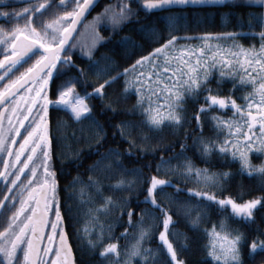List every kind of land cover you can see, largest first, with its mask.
Returning a JSON list of instances; mask_svg holds the SVG:
<instances>
[{
    "label": "snow or ice",
    "instance_id": "snow-or-ice-1",
    "mask_svg": "<svg viewBox=\"0 0 264 264\" xmlns=\"http://www.w3.org/2000/svg\"><path fill=\"white\" fill-rule=\"evenodd\" d=\"M95 2L37 0L19 11L0 9V19L8 22L0 25V264H49V261L74 264L72 246L63 226L57 170L52 165L46 119L50 104L67 109L75 121L88 120L93 126L90 154L98 155L88 166V180L83 181L77 174L65 190L72 189L82 204L90 205L89 219L82 231L90 234L88 246L93 254L98 250L105 264H133V258H138L136 264H157L161 255L163 264H186L179 251L186 247L187 237L178 242L170 238L176 235L171 227L176 221L161 199L178 198L182 192L188 194L184 202L185 218L193 229L210 210L220 213L219 224L204 229L203 249L208 258L205 264H245L242 253L245 243L248 260H253L257 252H264V239L249 240L239 227H232L228 221L246 225L254 223L259 214L264 222V160L257 165L250 160L253 152L264 154V13L254 17L260 27L258 48H246L235 42L238 31H202L188 36L187 28L178 23L185 18L171 13L166 17L167 38H151L147 25L132 20L140 10L153 12L188 4H223L224 0H118L115 5L106 4L92 18L93 24L105 23L109 33L103 36L94 29L93 47L103 41L102 47L112 45L108 47L110 54L102 52L94 56L89 48L85 53L88 60L82 64L73 59L75 45L69 38ZM255 3L264 7V0ZM46 13L50 14L46 17ZM128 23L135 25L130 29L132 34L119 35ZM248 26L251 27V21ZM235 27H244L240 18ZM173 31H184L185 35H174ZM191 39L200 43H178ZM145 44L156 46L147 51ZM217 66L220 71L216 86L212 87L210 77ZM225 77L233 81L232 89L242 91L250 87L251 90L237 96L230 89L228 95H223L221 81ZM117 85L121 89L118 98H126L134 90L137 103L133 111H138L142 119L121 120L113 126L112 136L119 135L122 141H127L126 149L109 146L100 151L108 135L93 115L89 101L98 98L103 104L108 90H115ZM50 91L54 99H50ZM189 99L195 109L186 115L184 105ZM104 108L115 111L111 101L103 104L101 111ZM193 121L200 130L193 137L196 151L202 157L215 153L226 162L238 161L239 174L258 176L259 194L244 199L226 193L224 189L234 173L229 169L197 167L186 155L188 145L183 141L178 142L179 152L175 145L164 146V151L172 155L165 157L161 152L154 171L151 162L145 163L143 167L150 170L147 176L142 168L125 165L126 154H135L136 139L142 143L150 139L145 128L158 132L164 127L181 128ZM205 121L212 133L207 138L203 136ZM156 146H161L159 141ZM150 151L154 152L155 148ZM144 154L141 148L140 155ZM72 155L79 167L81 150L76 149ZM173 159L177 164H172ZM168 171L178 176L177 183L167 178ZM117 174L119 179H113ZM180 179L195 186L181 187ZM105 181L109 193H133L138 187L136 195L142 194L143 199L138 198L133 205L127 197L116 199L105 194ZM77 185H80L78 190ZM168 188L173 192H167ZM140 204L146 207L137 212ZM193 208L197 209L194 215ZM117 211V220L126 215L128 225L136 229L134 237L130 238L127 227L117 236L114 225L102 219ZM133 215L139 217L135 224ZM146 219L151 221L147 226ZM153 229L159 242L155 249L143 243ZM45 237L47 243L42 244ZM121 238L130 241L123 248L119 244Z\"/></svg>",
    "mask_w": 264,
    "mask_h": 264
},
{
    "label": "trees",
    "instance_id": "trees-1",
    "mask_svg": "<svg viewBox=\"0 0 264 264\" xmlns=\"http://www.w3.org/2000/svg\"><path fill=\"white\" fill-rule=\"evenodd\" d=\"M118 0H101L98 6L87 18L85 23L82 25L79 33L76 38H79L82 33L85 32L94 34L95 31H99L101 35L108 36L107 25L105 23L93 24V16L100 12L106 4H117ZM136 8V5H133ZM175 14L177 16H182L185 19L179 21L178 23L187 28V35L193 36L199 34L202 31H211V32H227V31H238L240 34L236 37V43L242 44L244 47L256 46L258 48L260 44V37L258 35L260 31L259 22L254 17H257L259 14L264 13V7H261L255 3V0H238L236 2L227 4L219 8H187V9H174L169 11H163L158 13H150L143 10L138 11L136 17H133L132 20H139L140 24L148 26V35L155 39L163 36L164 38L168 37V20L166 17L169 14ZM50 13H46L47 17ZM251 14V16L249 15ZM237 18H240L241 23L244 27L237 29L235 27L237 23ZM249 21H251V27L248 26ZM134 23H128L125 25V29L122 32H119V35L132 34L130 29L134 27ZM155 31H151V29ZM95 29V31H94ZM172 34L177 36L185 35L184 31H173ZM74 39V41H75ZM116 40V35H113V42ZM74 41L72 43H74ZM162 43L163 40L160 39ZM105 42H97L92 51L94 56H99L100 53H108V47L112 45H107L102 47L101 45ZM179 44H199L200 41L196 39L191 40H179ZM228 43H232L229 41ZM75 45V43H74ZM155 44L148 46L145 44L147 51H151V47H155ZM75 48V47H74ZM72 48L73 53L75 54L73 59L77 60L78 63H86L88 60L85 51L87 50L86 46L81 49ZM83 50V51H82ZM143 54V53H141ZM219 67L212 72L210 77L212 87L216 86V76L219 74ZM91 82V80H90ZM233 81L225 77L221 81V94L228 95L229 90L232 89ZM78 91L81 89H77ZM250 87L243 89L242 91H236V95H242L246 91H250ZM120 86H115V90L109 89V95H107L103 101V104H107L111 101L115 111H112L108 108H104L101 111L103 106L102 102L98 98H92L89 102L92 105V112L96 119L105 127V130L108 135V139L104 144V147L100 151L106 150L107 147H118L121 151L128 147L127 141H122L120 136H112L113 126L121 121L128 120L138 122L142 119L138 111H133L134 106L137 103L136 95L134 90H130L126 98L120 97ZM51 99H54V96H51ZM186 115L190 114L195 109V105L192 103V100L189 99L184 105ZM224 114L230 116V112H225ZM92 125L90 121L83 120L80 122L72 119L69 111L63 109L62 107L56 105L51 109L50 112V142L51 150L53 153L52 165L57 170L58 182H59V197L62 215L64 216L65 227L70 239L72 250L75 256L76 264H105L99 256L98 250L97 254H93L88 246V239L91 238L90 234L85 235L82 231V228L89 217L87 215V210L90 205L82 204L78 196L73 194L72 189L65 190V186L71 181L73 176L77 174L80 175L83 181L88 180V166L96 160L97 155L90 154L89 145L92 144L93 132ZM145 133L149 136V140L146 142H141L139 138L136 139V148L133 149L134 155H127L124 159V163L128 168L140 167L142 168L144 174L147 176L150 174L148 168H144V164L151 162L153 165V171L155 168L156 159H159L161 152H163L165 157L172 155L171 152L164 151V146L175 145V150L179 152V141H183L188 145L186 150V155L191 157L192 161L197 167L208 168L209 170H224L229 169L234 173V178L229 181L228 185L225 187L224 191L235 197H243L247 199L251 195L259 194L260 180L258 176H248L241 175L238 172L239 162L232 161L226 162L222 157L217 156L215 153L208 157H202L197 151L196 147L193 144V137L200 134V130L194 126V121L192 123H185L181 128H171L164 127L161 131L158 132H149L147 128L144 129ZM211 129L205 121V127L203 128V136L205 138L211 135ZM157 141L160 143V147H157ZM80 149L83 157L80 161V166L77 167L74 162L72 153L76 149ZM144 148L145 154L140 155V149ZM155 148V151H150ZM155 157V159H154ZM182 159V157H181ZM205 160L208 162L205 163ZM250 160L253 165H257L264 160V154L251 153ZM172 164H177V160L173 159ZM161 175H164L162 170ZM167 178H170L173 184L177 183L178 176L173 174L172 171L167 172ZM113 179H119V175H115ZM108 181H105V194L113 195L116 199H123L125 197L129 198L133 205H135L136 200L143 199L141 194L139 197L136 195V191L133 193H128L126 191H117L114 193H109L107 191ZM181 187H193L195 186L193 182H185L180 179ZM80 185H77V190ZM167 192L172 193L173 189H166ZM188 194L186 192L180 193L179 197L173 196L171 199H165L161 197L166 207L170 208V211L173 215V220L176 221L172 225V231L176 233L175 236L170 237L175 241L184 240L186 236L187 239L184 240V247L179 251V255L184 258L186 264H205L207 257L204 253L203 245L206 243V235L204 232L205 228H210L214 223L219 224L220 222V213L210 210L207 216L201 220L200 224L193 229L185 218V201L187 200ZM98 199V198H97ZM195 204V200L191 202ZM146 207L144 204H140L136 211H139V208ZM69 208L71 209L69 211ZM196 208H193V215L196 212ZM119 217V212H113L107 217H102L106 224L112 223L114 225L113 232L119 236L125 227L128 228V233L130 238L135 236L136 229L134 226H129L127 221L128 217L125 215L122 219L117 220ZM138 216L133 215L132 220L133 224L138 220ZM151 221L148 219L145 220V226H147ZM228 223L232 227H239L242 232L246 234L249 240L253 237L259 239H264V222H261L259 214H257L256 221L254 223L248 224H237L232 220H229ZM90 226V225H89ZM81 229L79 233L77 230ZM156 230L153 229L149 239L145 240L143 243L146 246H150L155 249L158 245V240L156 238ZM80 237H83L81 239ZM130 241H126L121 238L119 244L123 248ZM177 247L179 244L177 243ZM243 258L245 264H264V252H257L253 260H248V247L245 243L242 248ZM138 258H133V264H136ZM157 264H163V256L161 255Z\"/></svg>",
    "mask_w": 264,
    "mask_h": 264
},
{
    "label": "flooded vegetation",
    "instance_id": "flooded-vegetation-1",
    "mask_svg": "<svg viewBox=\"0 0 264 264\" xmlns=\"http://www.w3.org/2000/svg\"><path fill=\"white\" fill-rule=\"evenodd\" d=\"M35 3H37V0H0V9L7 10V11H13V10L14 11H19V10L23 9L24 7H29V6H31V5H33ZM20 22L22 23L23 21L21 20ZM7 23L8 22L6 20L0 19V25H4V24H7ZM51 96H52V92L50 91L49 92L50 99H51ZM55 106L56 105H53V104L49 105L48 114H47V117H46V119L48 121L47 129H48L49 138H50V112H51V109L53 107H55ZM4 123L7 126V120L6 119H5ZM21 131H23V129H21ZM17 139H20V137H18ZM0 223H2V221H0ZM63 226L65 227V223H64ZM48 230L49 229L46 227L45 231L47 232ZM65 230H66V227H65ZM66 232H67V230H66ZM69 241H70V239H69ZM43 243H47V238L46 237L43 239L42 244ZM52 254L53 253H50L49 255H52ZM49 264H50V261H49Z\"/></svg>",
    "mask_w": 264,
    "mask_h": 264
},
{
    "label": "water",
    "instance_id": "water-1",
    "mask_svg": "<svg viewBox=\"0 0 264 264\" xmlns=\"http://www.w3.org/2000/svg\"><path fill=\"white\" fill-rule=\"evenodd\" d=\"M100 1L101 0H96L95 6L92 7L91 10L86 13L85 17L82 18L83 19V23H78L77 24V30L74 31L73 36L69 38L72 42L74 41L75 37L77 36V34H78L80 28L82 27V25L85 23V21L90 16V14L94 11V9L98 6ZM236 1H238V0H224L223 4H221V3H212V4L204 3V4H197V5L188 4V5L172 6L171 8H166L163 11H169V10H174V9H187V8H219V7H223V6L227 5V4H230V3H233V2H236ZM163 11H153V12H150V13H158V12H163ZM45 230H46V228H45ZM69 243H70V241H69ZM72 253H73V250H72ZM72 259L74 261V264H76L74 253L72 255Z\"/></svg>",
    "mask_w": 264,
    "mask_h": 264
},
{
    "label": "rangeland",
    "instance_id": "rangeland-1",
    "mask_svg": "<svg viewBox=\"0 0 264 264\" xmlns=\"http://www.w3.org/2000/svg\"><path fill=\"white\" fill-rule=\"evenodd\" d=\"M85 31L86 30H84V33H82V35H80L79 38L75 39V41H74L75 48L73 50L81 49L82 47H85V46H86L87 50L89 48L93 49V41L95 39L94 34L91 35V33H88V35H87V32H85ZM87 50L85 51V53L87 52ZM217 67H219V66H217ZM256 131H258V128L256 129Z\"/></svg>",
    "mask_w": 264,
    "mask_h": 264
}]
</instances>
